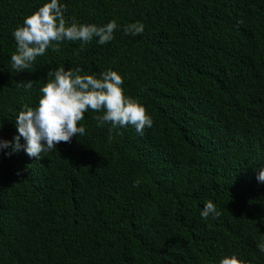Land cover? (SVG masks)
<instances>
[{
    "label": "trees",
    "instance_id": "trees-1",
    "mask_svg": "<svg viewBox=\"0 0 264 264\" xmlns=\"http://www.w3.org/2000/svg\"><path fill=\"white\" fill-rule=\"evenodd\" d=\"M46 2L0 0V139L61 66L117 71L153 125L110 133L89 110L40 159L0 150V264H264V0H59L69 23L114 20V39L63 41L17 73L13 32Z\"/></svg>",
    "mask_w": 264,
    "mask_h": 264
},
{
    "label": "clouds",
    "instance_id": "clouds-1",
    "mask_svg": "<svg viewBox=\"0 0 264 264\" xmlns=\"http://www.w3.org/2000/svg\"><path fill=\"white\" fill-rule=\"evenodd\" d=\"M65 10L66 7L59 0H49L16 27L13 36L17 51L10 57L12 70L17 73L30 70L38 56H43L49 47L59 51L63 41H80L83 47L93 38L99 44L114 39V31L118 28L114 20L103 26L80 24L75 19L69 23L64 15ZM123 31L136 36L143 33L144 25L131 23L124 26ZM82 72L80 68L65 70L64 66L50 71L48 75L52 78L41 87L38 105L35 108L26 106L18 112L15 118L18 134L13 141L0 139V150L10 148L7 154L11 155L23 149L29 157L40 159L41 153L56 148L57 144L70 143L73 136L83 135L85 128L79 126V122L89 110L102 113L93 118L98 126L110 124V133L113 129L131 125L138 134L143 135L146 127H152L153 120L146 108L138 100L124 94V81L117 71L109 69L99 78L95 73ZM25 87L31 89V82ZM257 180L264 182V168L259 171ZM140 183L137 180L133 186ZM200 215L207 220L209 216L218 218L221 213L212 201H207ZM258 248L264 252V243ZM219 264L244 262L232 255L223 257Z\"/></svg>",
    "mask_w": 264,
    "mask_h": 264
}]
</instances>
